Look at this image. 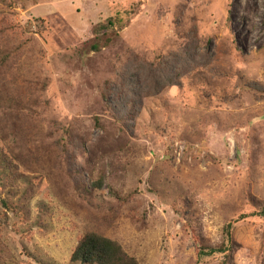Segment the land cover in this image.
Returning a JSON list of instances; mask_svg holds the SVG:
<instances>
[{"label":"rangeland","instance_id":"374dc122","mask_svg":"<svg viewBox=\"0 0 264 264\" xmlns=\"http://www.w3.org/2000/svg\"><path fill=\"white\" fill-rule=\"evenodd\" d=\"M4 155L0 264H264V0H0Z\"/></svg>","mask_w":264,"mask_h":264},{"label":"trees","instance_id":"16d2710c","mask_svg":"<svg viewBox=\"0 0 264 264\" xmlns=\"http://www.w3.org/2000/svg\"><path fill=\"white\" fill-rule=\"evenodd\" d=\"M92 48L99 51L101 45L94 44ZM137 84L138 81L135 82V85ZM179 85L177 82L170 84L171 87H178ZM133 93L134 95H138L139 91L136 92L134 90ZM15 163L18 164V160L17 162L15 159L10 161V158H7L5 155L0 157V193L4 192L7 198L6 200H2V205L11 210L17 217L24 218L28 216L29 208L22 206L20 203L28 193L32 192V189H29L28 186L26 187L29 173L25 169L20 170ZM20 182L25 184V186H20ZM73 183L78 192L87 191L86 188H83L79 184V180H74ZM18 195L20 197L16 199ZM13 200L15 201L13 202ZM38 211L42 213L41 209ZM260 213L264 215V209ZM198 250V256H210L222 251L223 248L209 246L203 248L199 246ZM71 261L74 264H138L134 258L126 254L118 243L92 232H88L78 239L71 256Z\"/></svg>","mask_w":264,"mask_h":264}]
</instances>
